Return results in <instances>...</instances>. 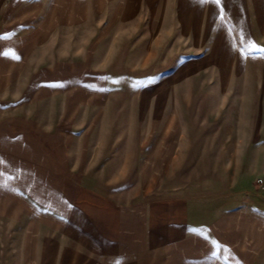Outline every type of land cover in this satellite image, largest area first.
I'll list each match as a JSON object with an SVG mask.
<instances>
[{"label": "rangeland", "instance_id": "obj_1", "mask_svg": "<svg viewBox=\"0 0 264 264\" xmlns=\"http://www.w3.org/2000/svg\"><path fill=\"white\" fill-rule=\"evenodd\" d=\"M158 2L0 0V264H164L151 245L176 176L240 142L232 171L264 153V0L230 8L239 37L215 52V30L196 47L168 7L152 22Z\"/></svg>", "mask_w": 264, "mask_h": 264}, {"label": "crops", "instance_id": "obj_2", "mask_svg": "<svg viewBox=\"0 0 264 264\" xmlns=\"http://www.w3.org/2000/svg\"><path fill=\"white\" fill-rule=\"evenodd\" d=\"M158 1L153 6L157 14L152 15V22L162 23V7H168L167 18L181 34L192 31L196 47H200V39H210L211 30H215V52L235 44L242 18H232L230 8L246 6L247 0H206L203 4L200 0ZM232 23L237 29L231 28ZM168 82L165 79L161 85L167 86ZM225 85L226 79L217 84ZM257 148L264 152L263 145ZM221 150L225 151V146ZM234 151L231 155L225 153L220 164H213L218 170L211 174L192 176L190 180L176 176L169 188L173 190L161 195L158 234L151 246L164 264H264V207L248 202L249 194H264V181L255 180V175H263L264 180V153L245 170L232 171V167L242 166V142ZM194 199L202 200L201 205L192 206ZM87 238L96 248L103 246L98 239ZM127 255L117 264L136 263L134 255Z\"/></svg>", "mask_w": 264, "mask_h": 264}, {"label": "snow or ice", "instance_id": "obj_3", "mask_svg": "<svg viewBox=\"0 0 264 264\" xmlns=\"http://www.w3.org/2000/svg\"><path fill=\"white\" fill-rule=\"evenodd\" d=\"M200 2L203 4L206 2V0H200ZM216 3H220V0H215ZM246 43V42H242ZM257 46L255 44L252 45V48L255 49ZM261 52H264V49H260Z\"/></svg>", "mask_w": 264, "mask_h": 264}]
</instances>
